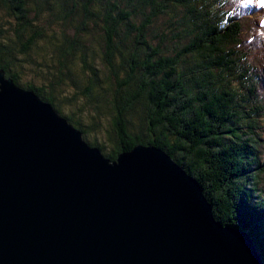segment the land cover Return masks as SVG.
I'll list each match as a JSON object with an SVG mask.
<instances>
[{
  "label": "trees",
  "instance_id": "1",
  "mask_svg": "<svg viewBox=\"0 0 264 264\" xmlns=\"http://www.w3.org/2000/svg\"><path fill=\"white\" fill-rule=\"evenodd\" d=\"M223 2L0 0V69L105 157L165 151L264 262V49Z\"/></svg>",
  "mask_w": 264,
  "mask_h": 264
},
{
  "label": "water",
  "instance_id": "2",
  "mask_svg": "<svg viewBox=\"0 0 264 264\" xmlns=\"http://www.w3.org/2000/svg\"><path fill=\"white\" fill-rule=\"evenodd\" d=\"M0 264H264L165 151L105 157L0 69Z\"/></svg>",
  "mask_w": 264,
  "mask_h": 264
},
{
  "label": "rangeland",
  "instance_id": "3",
  "mask_svg": "<svg viewBox=\"0 0 264 264\" xmlns=\"http://www.w3.org/2000/svg\"><path fill=\"white\" fill-rule=\"evenodd\" d=\"M224 1H227V4L230 6V4L233 2V0H224ZM218 2H220V3H224L223 2V0H218ZM230 7H232V5L230 6ZM252 21H254V17H253V19L252 20H245V22H244V25H243V28L244 29H247V28H249V25L251 24L252 26L251 27H253V22ZM250 27V28H251ZM263 38H264V36H263ZM170 44V43H169ZM171 47L172 48H176L177 47V45H176V42L175 41H173L171 44ZM178 46L180 47V43L178 44ZM178 47V48H179ZM186 47V45L183 43L182 45H181V47H180V50H182V49H184ZM256 54H258V56L257 57H254V58H252V64L254 65L255 63H257V60L259 59V57H260V53H259V51L256 53ZM253 55H254V53H253ZM186 57L185 58H187V55H185ZM263 71H264V69H263ZM248 72H249V74H251V75H253V66H250V69L248 70ZM262 87H264L263 85H262ZM255 94L256 95H258L259 97H261V98H264L262 95H261V93L259 92V91H255ZM264 108V107H263ZM76 117L78 118V119H80L81 120V122H82V124H83V127L84 128H86L87 129V125L89 124V123H87L86 121V118L85 117H83L82 119L81 118H79V114L78 113H76ZM82 117V116H81ZM87 131H88V129H87ZM261 132H262V130H261ZM90 133V132H89ZM90 137L93 139V138H96L97 139V141H98V143L100 144V145H106L105 144V137H104V135L102 136H99V135H94L93 133H91L90 134ZM260 137H261V134H260ZM263 137V141H264V135L262 136ZM112 143V145L115 147V143L112 141L111 142ZM92 147V146H91ZM258 149V151L260 152L261 151V154L262 153H264V149L262 148V147H259V148H257ZM262 159L264 160V156H262ZM261 180H262V183L264 184V176L261 178ZM244 232V231H243ZM246 233V232H245Z\"/></svg>",
  "mask_w": 264,
  "mask_h": 264
},
{
  "label": "bare ground",
  "instance_id": "4",
  "mask_svg": "<svg viewBox=\"0 0 264 264\" xmlns=\"http://www.w3.org/2000/svg\"><path fill=\"white\" fill-rule=\"evenodd\" d=\"M236 2H238L239 3V13L238 14H241V15H244L245 17H244V19L247 21V20H252L253 19V17H254V21H252L253 22V27H251V28H247V29H244V30H252V32H254V33H261L262 35H264V32H262V30L260 29V27H259V17H258V15L255 13V12H249L248 10H247V8H246V6H244L241 2H239V0H237ZM245 20H244V22H245ZM243 22V23H244ZM244 25V24H243ZM239 28V27H238ZM241 29V28H240ZM239 32V31H238ZM236 43V42H235ZM259 53H260V51H259ZM203 195H204V193H203ZM205 197V196H204ZM205 199H206V197H205ZM206 201H207V199H206ZM207 203L209 204V202L207 201ZM209 206H210V210H211V212L213 213V210H212V207H211V205L209 204ZM229 227H231V226H229ZM231 228H233V227H231ZM235 229H237V228H235ZM238 230H240L241 232H243L241 229H238ZM244 234H246V235H248L247 233H245V232H243Z\"/></svg>",
  "mask_w": 264,
  "mask_h": 264
},
{
  "label": "snow or ice",
  "instance_id": "5",
  "mask_svg": "<svg viewBox=\"0 0 264 264\" xmlns=\"http://www.w3.org/2000/svg\"><path fill=\"white\" fill-rule=\"evenodd\" d=\"M261 6H264V0H262V4H261Z\"/></svg>",
  "mask_w": 264,
  "mask_h": 264
}]
</instances>
